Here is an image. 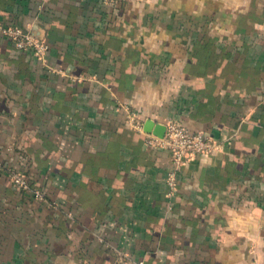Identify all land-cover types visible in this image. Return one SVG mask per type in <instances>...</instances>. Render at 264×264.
Wrapping results in <instances>:
<instances>
[{"label":"crops","instance_id":"1","mask_svg":"<svg viewBox=\"0 0 264 264\" xmlns=\"http://www.w3.org/2000/svg\"><path fill=\"white\" fill-rule=\"evenodd\" d=\"M0 264H264V0H0ZM140 123L133 125L130 115ZM169 121L219 146L170 192ZM123 258V259H121Z\"/></svg>","mask_w":264,"mask_h":264},{"label":"built area","instance_id":"2","mask_svg":"<svg viewBox=\"0 0 264 264\" xmlns=\"http://www.w3.org/2000/svg\"><path fill=\"white\" fill-rule=\"evenodd\" d=\"M107 4H114L120 0H102ZM0 34L5 36L12 45L21 50H30L38 58H43L47 51V44L43 38L36 34L28 26L18 24H3L0 22ZM131 113L130 119L137 128L140 123L134 119ZM146 141L169 151L171 167L167 172V184L172 192L177 185L178 173L182 165L197 155L211 152L219 146V143L208 133L202 130H193L176 121H169L165 125L161 135L145 133ZM9 180L14 186L22 190L32 189L38 199H44V193L37 188H32L28 175L21 170L0 163ZM123 259V258H121Z\"/></svg>","mask_w":264,"mask_h":264}]
</instances>
